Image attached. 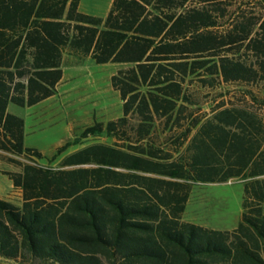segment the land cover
Instances as JSON below:
<instances>
[{"label":"trees","instance_id":"obj_1","mask_svg":"<svg viewBox=\"0 0 264 264\" xmlns=\"http://www.w3.org/2000/svg\"><path fill=\"white\" fill-rule=\"evenodd\" d=\"M78 1L0 0V149L33 161L3 172L21 201L0 197V257L264 264V0H112L103 17ZM64 53L120 65V113L44 155L6 106L53 95ZM87 136L115 141L64 153ZM229 179L233 228L181 218L189 182Z\"/></svg>","mask_w":264,"mask_h":264},{"label":"rangeland","instance_id":"obj_2","mask_svg":"<svg viewBox=\"0 0 264 264\" xmlns=\"http://www.w3.org/2000/svg\"><path fill=\"white\" fill-rule=\"evenodd\" d=\"M104 1V0H103ZM120 65H117L119 67ZM116 67V68H117ZM86 68L90 66L87 64ZM115 67L110 65L100 71H86L83 76L67 75L59 83L60 99L57 102L60 107L58 115L63 116L58 123L57 117L52 120L45 117L43 120L38 116L40 112L46 111L47 107L54 105L48 102L33 109L34 115H28L25 107L9 104V112L26 121L25 144L37 147L44 155H50L54 147L62 144L65 140L75 136L79 128L92 123L95 119L105 121L119 115L120 99L115 90L109 84L108 74ZM99 72V73H98ZM106 75H103L102 73ZM100 74V75H98ZM264 95V89L260 90ZM202 109L199 112L207 111L205 98L199 96ZM264 114V107L260 110ZM30 123L31 126H28ZM52 125V126H51ZM29 130V131H28ZM115 139H108L103 136L82 138L77 145H70L65 152H69L82 145L101 142L113 144ZM12 158V159H11ZM49 165L47 162H41ZM59 159H55L51 166H56ZM22 163H33L24 155H14L6 150L0 149V194L3 198L14 204H20V189L10 186V180L3 172H18ZM190 193L185 204L181 218L187 221L198 223L204 226L227 229L233 228L239 219L240 212V191L241 182L236 179H229L222 183H188ZM0 264H53L52 262H38L28 258L24 263L14 259L0 257ZM104 264H107L104 261Z\"/></svg>","mask_w":264,"mask_h":264},{"label":"crops","instance_id":"obj_3","mask_svg":"<svg viewBox=\"0 0 264 264\" xmlns=\"http://www.w3.org/2000/svg\"><path fill=\"white\" fill-rule=\"evenodd\" d=\"M111 1L112 0H104V1L103 0H79L77 8H78L79 11H81L83 13H88V14H92V15L103 17L106 14V12L108 11V9L110 7V4H111ZM87 64L90 66L89 69L86 68ZM108 65H110L112 67H115L108 74V76H110L118 68L117 67L118 64H116V63L96 64V63H94L91 60V58L89 56H85V57H82V58H77V57H75V56H73L71 54L64 53L62 55V62H61L62 75H61L60 80L56 84L55 93L53 95L49 96V97L44 98L43 100L39 101L38 103H36V104H34L32 106H22V107H25L29 111L28 114H27V117H28V115H34L33 114V109L34 108L42 106L43 104H46L48 102H54L53 103L54 105L47 107V110L43 111V112H40V115H38V116L42 119V121L46 120L45 117L47 118V120L48 119L52 120L54 117H57V119H58L57 122H52V123H49L48 125L53 124V123H58L60 118L64 117V115L63 116H59L58 115L60 107L57 104V102L60 99V93H61V91L59 89V83L61 82L63 77L67 76V75L83 76V74L88 73L89 71H100V69L104 70L105 67L108 66ZM86 71H88V72H86ZM102 74L106 75L104 72ZM98 75H100V74H98ZM9 104H11V103H8L7 106H6V110L8 112H9V109H8ZM27 117L26 118H22L21 117L23 119V132H24L23 142H24V145H26L25 144V136H26L25 134H26V125H27L26 121L28 120ZM28 126L32 127V125H30V123H28ZM26 146L37 148V147L31 146V145H28V144ZM10 186H12L11 181H10L9 187ZM15 189H18V188H15ZM0 197H2L1 194H0Z\"/></svg>","mask_w":264,"mask_h":264}]
</instances>
